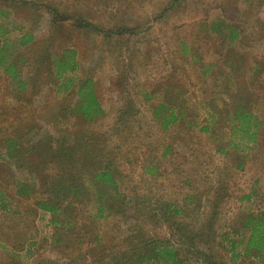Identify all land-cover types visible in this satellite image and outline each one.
Returning a JSON list of instances; mask_svg holds the SVG:
<instances>
[{"label":"rangeland","instance_id":"374dc122","mask_svg":"<svg viewBox=\"0 0 264 264\" xmlns=\"http://www.w3.org/2000/svg\"><path fill=\"white\" fill-rule=\"evenodd\" d=\"M219 22L240 38L213 35ZM0 26V264H170L166 247L183 264H264L244 227L264 213V125L253 150L218 152L239 90L264 123V0H0ZM67 50L77 69L60 77ZM87 81L93 122L76 113ZM161 102L184 112L167 132ZM100 171L117 187L67 192Z\"/></svg>","mask_w":264,"mask_h":264},{"label":"trees","instance_id":"16d2710c","mask_svg":"<svg viewBox=\"0 0 264 264\" xmlns=\"http://www.w3.org/2000/svg\"><path fill=\"white\" fill-rule=\"evenodd\" d=\"M210 32L213 35L222 34L224 29H229L230 31V40L231 42H236L240 36L239 31L230 27H228L224 22H219L217 24H214L209 27ZM0 30H2V26H0ZM212 35V36H213ZM211 36V37H212ZM1 38V37H0ZM30 35L23 36L20 40V43L25 45L29 42ZM0 43V49L1 52H3L4 45H7L8 42H5V39L2 37ZM5 43V44H4ZM1 44L2 47H1ZM0 52V69L3 67V65L6 62L7 55H3V53ZM57 74L58 76H62L64 74H74L77 69V53L73 50H67L64 52L62 57L58 60L57 63ZM6 73L15 81L17 82L19 80V73L16 70V65L13 63L9 65L6 68ZM21 86H25L24 83H21ZM240 94H235L231 97L236 98V101L233 105L229 106L228 114L229 116V125L223 126L224 129H229L230 134V141L227 144V147L222 146L218 152L221 154H227L226 150L233 149L236 152H243L246 149L247 150H253L255 145H258L259 138H260V129L264 125V123L261 121V119L258 117V115L252 110L251 100H248L249 94H246L245 92L241 93L242 90H239ZM79 103L77 105L76 113L79 114V116L85 118L88 122H93L101 117L104 116V110L103 107L98 100V97L96 96L93 84L91 81H87L85 84L81 85L79 91ZM242 95V96H241ZM177 105H170L168 102H161L160 105L154 108L153 117L154 119L159 123L161 129L165 132L169 131L170 127L178 124L182 121V116L184 112L177 111L176 108ZM210 121L213 123H210V125H206L201 128V132L203 133H210V131L213 130V127L216 125L221 124L222 117L221 114L217 112H211L210 113ZM238 141L239 144L236 143ZM11 143V145H15L13 141L8 142V144ZM234 145V147H233ZM226 148V149H225ZM68 182H71L69 185V191L68 193H74L80 196H86L87 192L92 189H87L88 185L94 186L93 182L98 184H104L107 186L117 187V183L114 180L113 176L109 171H100L97 172L93 176V180H89L86 187L79 185L76 186V182L68 180ZM73 184V185H72ZM96 185V186H97ZM87 189V190H86ZM94 189V188H93ZM26 196L30 197V191L29 188L24 187L23 191H18L16 196ZM8 200L6 195L0 191V211H8V206L6 205L5 201ZM39 208L42 211H47L51 214H56L60 211L59 204H51L47 202H41L39 203ZM101 213L104 212V208H100ZM15 215L17 216V213L15 212ZM102 217V215H101ZM54 223H56L54 221ZM57 224V223H56ZM244 227L249 232L250 231V237L249 241L247 243L245 254L250 255H256L258 256L259 253L264 251V213L259 216H251L248 218L244 224ZM1 246V242H0ZM159 255H164L166 261L170 264H183L182 261L179 260L178 255L173 251V249L169 248H163L161 251H159Z\"/></svg>","mask_w":264,"mask_h":264}]
</instances>
